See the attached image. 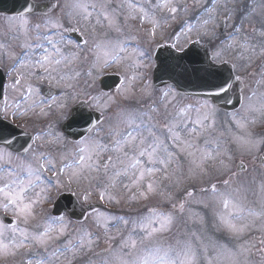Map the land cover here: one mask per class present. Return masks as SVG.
<instances>
[{"label":"snow or ice","instance_id":"snow-or-ice-1","mask_svg":"<svg viewBox=\"0 0 264 264\" xmlns=\"http://www.w3.org/2000/svg\"><path fill=\"white\" fill-rule=\"evenodd\" d=\"M11 4L0 264H264V0Z\"/></svg>","mask_w":264,"mask_h":264},{"label":"rangeland","instance_id":"rangeland-1","mask_svg":"<svg viewBox=\"0 0 264 264\" xmlns=\"http://www.w3.org/2000/svg\"><path fill=\"white\" fill-rule=\"evenodd\" d=\"M0 17H6L5 15H0ZM262 129L258 128L257 131H260ZM247 163H249L248 160H245ZM254 165L252 163H250V165H248V170L249 172L252 171ZM256 168H259V164L258 162L255 165ZM233 168L235 170V165H233ZM247 176V173H241L240 175V179L243 180L245 177ZM250 199H253V197L250 195L249 196ZM116 211H120V209H116ZM123 211H129L128 208H124ZM192 225L191 224H187L185 223V221L183 219L178 220L176 226L173 228V231L171 234H168L169 238H167V236L164 238L165 243H169L171 241V243L175 242V238L177 236V234H182L183 232H185L187 229L191 228Z\"/></svg>","mask_w":264,"mask_h":264},{"label":"water","instance_id":"water-1","mask_svg":"<svg viewBox=\"0 0 264 264\" xmlns=\"http://www.w3.org/2000/svg\"><path fill=\"white\" fill-rule=\"evenodd\" d=\"M12 7V4H11V0H5V3L3 4L2 7H0V14H15L14 12H10V11H7L6 9H10ZM157 84H159L160 82L157 81L156 82ZM190 92H194V90H189ZM234 102H235V98H233ZM238 107V105H237ZM226 109L228 110H231L232 109V106L231 105H228L226 106Z\"/></svg>","mask_w":264,"mask_h":264}]
</instances>
